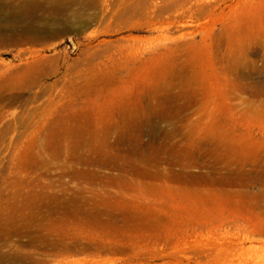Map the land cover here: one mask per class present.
Instances as JSON below:
<instances>
[{
	"label": "rangeland",
	"instance_id": "rangeland-1",
	"mask_svg": "<svg viewBox=\"0 0 264 264\" xmlns=\"http://www.w3.org/2000/svg\"><path fill=\"white\" fill-rule=\"evenodd\" d=\"M152 1L0 0V264H264V0Z\"/></svg>",
	"mask_w": 264,
	"mask_h": 264
},
{
	"label": "bare ground",
	"instance_id": "bare-ground-1",
	"mask_svg": "<svg viewBox=\"0 0 264 264\" xmlns=\"http://www.w3.org/2000/svg\"><path fill=\"white\" fill-rule=\"evenodd\" d=\"M57 1V0H56ZM66 1V0H65ZM162 0H154L152 1L154 6H158L159 7V4ZM64 2V0H63ZM71 2V1H70ZM56 3V2H55ZM192 7H195L197 9H206L210 12H214V10H216V8L218 7L219 5V1L217 0H194V2H192ZM58 5H62V7H64L65 3H59ZM172 9V8H171ZM187 9V8H186ZM186 11V10H185ZM177 13V12H176ZM191 13V12H190ZM176 17V16H175ZM177 18V17H176ZM174 18V19H176ZM173 21V20H172ZM182 21V20H181ZM184 21V20H183ZM177 22V21H176ZM183 23V22H182Z\"/></svg>",
	"mask_w": 264,
	"mask_h": 264
}]
</instances>
